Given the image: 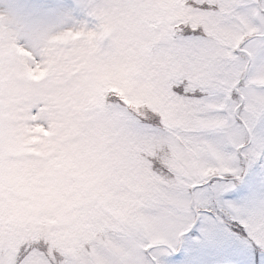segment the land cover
<instances>
[{"label":"clouds","instance_id":"obj_1","mask_svg":"<svg viewBox=\"0 0 264 264\" xmlns=\"http://www.w3.org/2000/svg\"><path fill=\"white\" fill-rule=\"evenodd\" d=\"M171 24L152 0H0V139L40 153L11 184L0 177V243L158 242L138 135L113 106L154 107Z\"/></svg>","mask_w":264,"mask_h":264},{"label":"snow or ice","instance_id":"obj_2","mask_svg":"<svg viewBox=\"0 0 264 264\" xmlns=\"http://www.w3.org/2000/svg\"><path fill=\"white\" fill-rule=\"evenodd\" d=\"M152 2L172 22L156 103L113 107L138 135L158 242L8 237L0 264H264V0Z\"/></svg>","mask_w":264,"mask_h":264},{"label":"rangeland","instance_id":"obj_3","mask_svg":"<svg viewBox=\"0 0 264 264\" xmlns=\"http://www.w3.org/2000/svg\"><path fill=\"white\" fill-rule=\"evenodd\" d=\"M33 154L40 153L27 151L13 136L0 139V177L5 178L11 184L21 172L35 168L37 162L27 158Z\"/></svg>","mask_w":264,"mask_h":264}]
</instances>
